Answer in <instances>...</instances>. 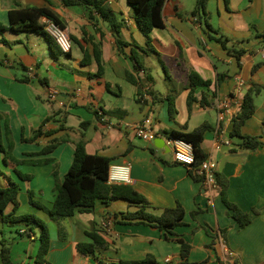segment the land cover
Instances as JSON below:
<instances>
[{
  "label": "crops",
  "instance_id": "crops-1",
  "mask_svg": "<svg viewBox=\"0 0 264 264\" xmlns=\"http://www.w3.org/2000/svg\"><path fill=\"white\" fill-rule=\"evenodd\" d=\"M19 2L24 7L49 8L74 38L72 51L64 53L60 48L54 51L38 34H0V41L5 38L10 43H0V112L10 116L14 156L20 160H53L45 165L14 166L5 164L0 152V188H8L12 181L18 183L19 204L14 215L32 214L48 223L51 247L44 264H122L148 256L159 264H167V258L173 264L184 263L173 236L166 239L165 232L152 225L124 223L122 213L137 210L126 200L109 204L99 201L93 212H78L61 221L49 215L56 198L54 171L63 182L73 163L74 144L64 142L50 154H35L52 138L79 140L81 124L86 121L91 122L85 130L87 152L110 158V168L130 166V181L116 183L133 186L148 200L151 213L161 215L178 204L184 208L183 224L174 232L191 245L189 263L233 264L237 260L239 264H264V146L257 151L241 149V139L231 136L233 122H219L215 108L217 96L235 94L243 99L253 84L264 87V0H209L207 11L216 35L206 33L192 14L196 0H167L165 27L150 33L154 52L146 51L148 38L128 0L111 3L120 24L119 36L128 44L123 51L116 44L114 29L101 19L90 20L82 8L65 7L61 0ZM14 7L13 0H0V24H10L9 12ZM33 35L48 44L51 58L27 45ZM216 38H221L225 47ZM95 48L101 54V75L93 58ZM238 50L242 51L239 55ZM85 52L92 59L88 64L81 62ZM133 52L144 66L141 71L135 70L130 59ZM150 54L163 60L164 89L156 88L152 74L156 68L147 63ZM60 57L65 65L60 64ZM192 70L211 85L195 91L197 100L190 111L188 74ZM128 73L139 85L128 80ZM26 77L28 82L20 81ZM240 80L244 86L237 94ZM52 90L59 92L61 101L48 99ZM171 100L175 104L173 117ZM255 104L256 111L243 125L242 134L261 136L264 141V90ZM48 116L54 117L44 127L46 131L58 130L61 125L65 129L41 137L39 143L24 142L22 137H31ZM138 123L154 131L156 138L137 136L133 126ZM204 124L209 129L201 149L216 163L217 172L228 178L229 201L252 216L244 228L228 214L219 189L211 193L202 179L196 180L191 174L195 171L174 160L171 132H193ZM13 209L9 204L5 214ZM194 211L198 213L193 217ZM91 230L106 238L108 248L80 256L76 246L91 242L87 235ZM39 236L36 226H11L0 218V254L9 248L12 264H42L36 260ZM227 250L234 254L232 258ZM0 264H4L1 256Z\"/></svg>",
  "mask_w": 264,
  "mask_h": 264
},
{
  "label": "trees",
  "instance_id": "trees-1",
  "mask_svg": "<svg viewBox=\"0 0 264 264\" xmlns=\"http://www.w3.org/2000/svg\"><path fill=\"white\" fill-rule=\"evenodd\" d=\"M114 0H61V3L65 7H79L84 9L89 16L90 20L101 19L106 22L110 27L114 29L116 44L120 51L128 45L119 36L120 24L117 23L114 13L111 7V3ZM167 0H128L129 5L134 9L135 18L137 24L142 32L147 36L148 49L146 51L154 50L151 48L150 33L156 28L165 27V19L163 15L164 6ZM209 0H196V4L192 14L196 17L199 23L203 18H206V24L212 30V25L209 22V14L207 11ZM228 2V0H226ZM14 9L9 12V25L0 24V34L4 35L6 32H13L15 34L34 33L45 37L51 46L59 49L55 40L46 30V20H52L59 27H61L71 39H74L67 26L63 21L47 7H24L19 0H13ZM215 32V31H214ZM225 47V42L221 38H216ZM0 43L10 44L5 38H2ZM236 53L239 55L242 51L238 50ZM94 60L99 64L98 75L102 74V60L101 54L97 48H95ZM130 59L134 62L135 70H143V65L138 55L133 52ZM92 59L89 58L85 52V56L81 61L83 64H88ZM257 66L254 67V71ZM128 80L134 84H138L137 80L128 73ZM22 82H28L29 79H20ZM211 82L204 80L196 71L192 70L188 74V88L190 93L188 96V108L191 111L193 103L197 100L195 91L200 87H209ZM264 90V87L253 84L249 90L244 94L240 110L233 117V128L231 136L239 137L241 139L240 148L249 151H257L264 146V141L261 136H250L242 134V127L248 119H250L255 111L256 104L255 98ZM203 102V100H202ZM170 113L173 117L175 112V104L170 101ZM54 116H48L43 123L33 130L31 137H22L24 142L39 143V139L43 136H52L59 130L65 129L63 125L58 130L46 131L45 126L48 124ZM91 124V122H82L81 124V136L77 141H72L69 136L52 138L43 149L35 154V156L47 155L53 152L60 144L64 142H72L74 144V159L73 163L65 175L63 182L59 180L57 171H54L56 185V198L53 203V207L49 210V215L56 221L66 220L73 218L76 213H91L94 211L96 204L101 201L104 204H109L113 201L123 199L130 205L137 207L134 212L122 213L124 223H137L147 224L157 227L162 232H165L166 239H170L173 236L172 241L178 243L181 247V256L184 259L183 264L189 263V254L191 245L183 238H178L174 229L183 224L185 217L184 208L178 204L175 208L165 209L161 215H157L149 212L150 203L148 200L140 194L133 186L129 184H113L109 183V173L111 159L99 154H89L86 149L85 130ZM209 129L208 125H202L193 132H171V137L183 139L193 146V151L196 160L202 161L207 158V155L201 149V143L204 140L206 131ZM15 142L12 135V129L9 116L6 113L0 112V152L3 153V161L5 164H13L14 166L20 164L31 165H45L51 161V158L39 159V160H25L18 159L14 156ZM33 156V155H30ZM19 173V172H18ZM196 180H200V176L196 173H191ZM20 176H22L19 173ZM216 181L218 184L219 193L222 197L223 203L228 209V214L231 215L238 223L239 227L244 228L252 222V216L248 212H244L239 206L232 203L228 199V178L216 171ZM20 193V185L16 182H11L8 188H0V218L3 222L10 224L11 226L18 225H32L36 226L40 230V247L37 255L38 263H47L46 256L48 255L51 247V235L48 223L39 219L35 215L26 214L15 216V212L18 207V195ZM35 203V202H34ZM9 204L14 205L12 213L5 214V210ZM36 204V203H35ZM198 212L194 211L192 216L194 217ZM140 219V220H139ZM136 221V222H134ZM222 233H226L222 230ZM91 242L78 243L76 248L80 256H91L96 252L107 249L108 241L104 236L96 230L87 232ZM4 264H12L10 257V249L3 248L0 254ZM233 264H239L237 260L232 262ZM122 264H159L152 256H148L144 260L122 262Z\"/></svg>",
  "mask_w": 264,
  "mask_h": 264
},
{
  "label": "built area",
  "instance_id": "built-area-1",
  "mask_svg": "<svg viewBox=\"0 0 264 264\" xmlns=\"http://www.w3.org/2000/svg\"><path fill=\"white\" fill-rule=\"evenodd\" d=\"M45 24L47 32L55 40L59 48L64 53L71 52L73 49V41L70 36L52 20H46ZM243 86L244 82L240 80L238 83L237 94L242 92ZM58 98L59 92L55 90H52L48 95V99L51 101H57ZM241 104L242 98L238 95L232 94L225 98L217 96L215 108L218 113L219 122H233V117L240 110ZM133 129L135 130L136 135L144 140H154L156 138L154 131L146 129V127L141 123L134 125ZM169 143L173 146L175 162L187 166L191 168V170L195 171L211 193L218 190V184L216 181L217 165L215 162L207 158L198 162L195 158L192 144L183 139L171 137ZM225 143L230 145L228 140L225 141ZM129 173L130 166L112 167L110 168L109 173V183L116 184V182H129ZM233 255L234 254L232 252L227 250V256L229 258H232ZM165 262L167 264H173L171 258H167Z\"/></svg>",
  "mask_w": 264,
  "mask_h": 264
},
{
  "label": "rangeland",
  "instance_id": "rangeland-1",
  "mask_svg": "<svg viewBox=\"0 0 264 264\" xmlns=\"http://www.w3.org/2000/svg\"><path fill=\"white\" fill-rule=\"evenodd\" d=\"M185 15H187L185 13ZM209 22L212 23V21L208 18ZM202 26H203V30L206 33L212 34V35H216V32H213L208 25L206 24V18L202 19L201 22ZM36 35H33V37H31V41L27 44L30 48H34L36 47V49L38 50L39 54H42L45 57H50V48L48 46V44L44 41L43 38L40 37H35ZM39 38V40L41 41H37ZM27 43V39L24 40ZM54 51H57L56 48L54 46H52ZM151 58L150 61H147L148 64H150L151 66L155 67L156 69L152 70V74L156 83V88L157 89H164L165 88V71L164 68L162 66L163 60L161 59L160 56H156L154 54H150ZM156 56V57H155ZM51 60V59H50ZM169 67H171L173 65V62H169ZM60 64L61 65H65V61L63 57H60ZM67 70V69H66ZM20 73H24L23 71L19 70ZM70 72V71H67ZM159 73V74H158ZM161 77V78H160ZM58 101H61V97L58 98ZM4 113V112H3ZM9 116V115H8ZM10 119V116H9ZM237 138V137H235Z\"/></svg>",
  "mask_w": 264,
  "mask_h": 264
}]
</instances>
